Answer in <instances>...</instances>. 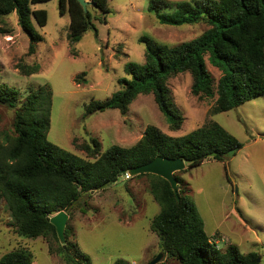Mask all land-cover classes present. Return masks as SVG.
<instances>
[{
	"label": "rangeland",
	"instance_id": "obj_1",
	"mask_svg": "<svg viewBox=\"0 0 264 264\" xmlns=\"http://www.w3.org/2000/svg\"><path fill=\"white\" fill-rule=\"evenodd\" d=\"M175 2L178 0H168ZM149 0H108L105 14L88 5L93 27L71 44L67 39L69 12L59 11L58 0H40L32 8H45L43 25L33 21L43 35L29 53V37L17 22L14 11L0 21V82L17 88L23 97L29 88L46 83L52 91L50 126L47 138L59 146L90 158L83 142L99 141L100 150L112 143L128 146L141 137L147 124L180 135L211 118L219 122L240 142V146L219 158L175 170L178 189L196 204L205 232L219 237V247L235 244L240 251H256L264 264V93L239 105L213 113L214 96L194 94L192 76L177 72L167 79L170 95L183 115L181 126L171 130L152 93H139L121 113L118 108L85 112L91 98L103 99L120 87L118 78L126 75L128 60H144L147 35L159 42L175 44L200 34L204 21L168 24L157 20L148 9ZM71 47L73 51H71ZM206 65L217 81L221 70L205 55ZM21 62L38 64L37 71L23 73ZM86 71V82L74 76ZM14 108L0 104V140L13 134ZM160 205L149 190L146 175L116 179L90 193L84 192L70 209L64 233L71 254L77 251L88 259L82 264H147L159 251L157 234L150 228ZM51 215V214H50ZM60 241L51 232L29 237L21 235L7 202L0 198V255L24 246L33 254V264H71L64 258ZM158 264H179L175 258L161 257ZM81 264V263H80ZM156 264V263H155Z\"/></svg>",
	"mask_w": 264,
	"mask_h": 264
},
{
	"label": "trees",
	"instance_id": "obj_2",
	"mask_svg": "<svg viewBox=\"0 0 264 264\" xmlns=\"http://www.w3.org/2000/svg\"><path fill=\"white\" fill-rule=\"evenodd\" d=\"M40 0H0V21L14 11L17 22L29 37L28 50L43 35L33 24L43 25L47 19L45 8H32ZM103 14L109 11L108 0H91ZM59 11L68 9L67 39L73 44L88 27L97 28L89 8L83 10L78 0H58ZM148 9L157 20L168 24L204 21L208 24L200 34L175 44L159 42L141 35L144 60H128L126 75L118 78L120 87L103 99L91 98L85 112L118 108L128 110L139 93H152L165 115L168 126H181L183 115L170 95L167 79L177 72L188 71L192 76L194 94L214 96L213 113L235 107L264 93V0H149ZM73 47H71V51ZM221 70L214 81L206 58ZM38 64L21 62V72L37 71ZM86 71L74 76L86 82ZM52 91L44 83L29 88L21 97L17 88L0 82V104L14 108L13 134L4 133L0 140V198L11 212L19 234L37 237L52 233L55 226L48 216L61 209L69 214L70 207L84 193H90L102 183L116 179L122 171L144 163L155 155L182 157L189 165L201 162L211 151L219 158L240 142L232 133L212 118L180 135L162 131L155 124H147L134 143L123 146L112 143L100 150L99 141L80 144L84 157L65 149L47 138L50 126ZM149 178V190L160 205L152 216L150 228L157 234L159 250L164 258H175L179 264H263L256 251L242 252L235 244L221 249L205 232L203 219L195 202L178 189L179 199L170 182L159 174L139 172ZM179 181V178L176 177ZM68 239L67 235H65ZM64 258L71 264L88 259L70 246L60 243ZM163 262L159 260L156 264ZM0 264H33L32 252L17 246L0 255ZM114 264H125L116 259Z\"/></svg>",
	"mask_w": 264,
	"mask_h": 264
},
{
	"label": "water",
	"instance_id": "obj_3",
	"mask_svg": "<svg viewBox=\"0 0 264 264\" xmlns=\"http://www.w3.org/2000/svg\"><path fill=\"white\" fill-rule=\"evenodd\" d=\"M78 1L82 5L84 11H87L88 5L92 4L91 0H78ZM234 148L236 147H232L229 150H233ZM228 151H226L225 153L230 154V152ZM215 154H216L215 150L208 153V155L210 156ZM184 166H185V161L182 157H168L158 154L144 163L128 168L127 171L129 172L130 175H135L139 172H152L161 175L170 182V185L176 195V198L179 199V194L177 189L178 180L174 175V171L181 169ZM104 185L105 183H102L97 188L102 187ZM67 218H68V213L63 209L48 216V220L55 226L57 237L63 245H65V241H66L64 227L67 222ZM162 256H163V252L159 251L149 260L147 264H155L161 259Z\"/></svg>",
	"mask_w": 264,
	"mask_h": 264
},
{
	"label": "built area",
	"instance_id": "obj_4",
	"mask_svg": "<svg viewBox=\"0 0 264 264\" xmlns=\"http://www.w3.org/2000/svg\"><path fill=\"white\" fill-rule=\"evenodd\" d=\"M124 175H125V177H129L130 176V174H129V172L127 170L124 172ZM210 239L212 240L213 243H215L217 246H219L218 245L219 240H220L219 237L212 236Z\"/></svg>",
	"mask_w": 264,
	"mask_h": 264
},
{
	"label": "crops",
	"instance_id": "obj_5",
	"mask_svg": "<svg viewBox=\"0 0 264 264\" xmlns=\"http://www.w3.org/2000/svg\"><path fill=\"white\" fill-rule=\"evenodd\" d=\"M95 189H96V188H95ZM95 189H94V190H95ZM94 190H92V191H94Z\"/></svg>",
	"mask_w": 264,
	"mask_h": 264
},
{
	"label": "clouds",
	"instance_id": "obj_6",
	"mask_svg": "<svg viewBox=\"0 0 264 264\" xmlns=\"http://www.w3.org/2000/svg\"><path fill=\"white\" fill-rule=\"evenodd\" d=\"M124 174V173H123Z\"/></svg>",
	"mask_w": 264,
	"mask_h": 264
}]
</instances>
